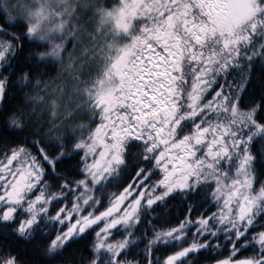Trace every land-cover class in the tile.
<instances>
[{"label":"snow or ice","instance_id":"1","mask_svg":"<svg viewBox=\"0 0 264 264\" xmlns=\"http://www.w3.org/2000/svg\"><path fill=\"white\" fill-rule=\"evenodd\" d=\"M222 246L264 264V0H0V264Z\"/></svg>","mask_w":264,"mask_h":264},{"label":"trees","instance_id":"2","mask_svg":"<svg viewBox=\"0 0 264 264\" xmlns=\"http://www.w3.org/2000/svg\"><path fill=\"white\" fill-rule=\"evenodd\" d=\"M56 75L57 73L54 71L52 73V76L55 77ZM52 87L55 88V84H53ZM249 255L250 253L238 252L235 257H232V259H237V258L244 259V258H247V256ZM230 256H231V246H228L227 249H225L222 246L216 252L205 254V257L201 258V264H217V260H225V259H228Z\"/></svg>","mask_w":264,"mask_h":264}]
</instances>
